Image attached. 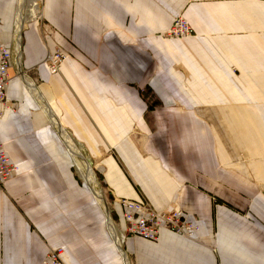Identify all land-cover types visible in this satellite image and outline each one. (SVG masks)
I'll return each mask as SVG.
<instances>
[{
    "label": "crops",
    "instance_id": "crops-1",
    "mask_svg": "<svg viewBox=\"0 0 264 264\" xmlns=\"http://www.w3.org/2000/svg\"><path fill=\"white\" fill-rule=\"evenodd\" d=\"M17 3L0 0L4 46ZM39 12L52 35L23 22L33 85L13 68L0 116L17 168L0 186V264H40L56 247L63 264H125L52 117L113 218L125 198L195 220L193 239L126 237L128 264H264V0H41ZM178 15L193 36L160 37ZM54 48L67 58L50 75L41 62Z\"/></svg>",
    "mask_w": 264,
    "mask_h": 264
},
{
    "label": "built area",
    "instance_id": "built-area-1",
    "mask_svg": "<svg viewBox=\"0 0 264 264\" xmlns=\"http://www.w3.org/2000/svg\"><path fill=\"white\" fill-rule=\"evenodd\" d=\"M42 22V16H37L35 21ZM41 28V27H40ZM39 28V29H40ZM53 30L43 25L42 33L47 36L52 35ZM164 39H185L193 36L192 29L188 22L180 15L171 20L170 26L158 34ZM14 43L9 46L0 43V116L3 109L10 103L5 95V88L9 80L10 71L15 68L14 64ZM67 58V54L59 48H54L45 54L42 64L50 75L59 71L62 62ZM37 65L31 68L35 72ZM28 70H22V77H27ZM17 76H21L16 71ZM17 172L15 165L11 164L6 156L3 146L0 144V186L11 180ZM117 205L121 209V222L112 218L113 224L118 232L120 244L126 237L141 238L155 242L158 240L159 232L166 230L184 238H195L198 226L194 219H190L182 210L176 209L174 205L163 208L159 211L153 210L143 199L134 201L125 198L117 199ZM114 214V208L109 210ZM62 249L59 247L48 248L40 264H63L61 259Z\"/></svg>",
    "mask_w": 264,
    "mask_h": 264
},
{
    "label": "bare ground",
    "instance_id": "bare-ground-1",
    "mask_svg": "<svg viewBox=\"0 0 264 264\" xmlns=\"http://www.w3.org/2000/svg\"><path fill=\"white\" fill-rule=\"evenodd\" d=\"M40 2L41 0H18L17 3V12H16V28L13 33V39L15 38V32L19 30V28L23 29V22L26 21L28 18L31 17H37L41 16L40 11ZM12 39V41H13ZM15 46V45H14ZM18 48V44H16V49ZM15 52V49H14ZM21 77V76H20ZM23 78L26 82H28L24 77ZM31 86L33 83L30 81L28 82ZM52 117V116H51ZM53 124L55 125V129L57 132V135L62 140L63 144L67 148L69 154L72 157L73 163L77 171L79 172L82 180H84V183L88 186V188L91 190L93 196L95 197V200L99 203V206L103 209L105 212L106 218H107V225L109 228V231L114 238L115 242L116 240L119 241L118 232L115 228V225L113 224L110 211L108 208V205L105 201V198L103 197L104 194H102L101 190L99 189V184L95 178V175L90 167L89 160L86 159L83 152L75 145V143L72 141V139L69 137L68 133L60 126V124L52 117ZM107 206V207H106ZM125 264H128V260L126 258Z\"/></svg>",
    "mask_w": 264,
    "mask_h": 264
},
{
    "label": "water",
    "instance_id": "water-1",
    "mask_svg": "<svg viewBox=\"0 0 264 264\" xmlns=\"http://www.w3.org/2000/svg\"><path fill=\"white\" fill-rule=\"evenodd\" d=\"M21 29L19 28V30L17 31V32H15V38L13 39V43H14V47H15V56H14V64H15V67H16V71L21 75V73H22V68H21V63H20V57H21V48H20V45H21V43H20V36H21ZM16 44H18V48L16 49ZM21 77H22V75H21ZM90 167H91V163H90ZM107 207V206H106ZM103 213H104V216H105V220L107 221V218H106V215H105V212L103 211ZM112 237V236H111ZM113 238V237H112ZM115 244H116V248H117V250L119 251V253H120V255H121V257H122V259L123 260H125L126 261V254H125V252H124V250H123V248L121 247V244H120V242H118L117 240H116V242H115Z\"/></svg>",
    "mask_w": 264,
    "mask_h": 264
},
{
    "label": "rangeland",
    "instance_id": "rangeland-1",
    "mask_svg": "<svg viewBox=\"0 0 264 264\" xmlns=\"http://www.w3.org/2000/svg\"><path fill=\"white\" fill-rule=\"evenodd\" d=\"M37 24H38L39 28L41 27V28L39 29V32L42 33V27H43V25H44V22H41V21L39 20V21L37 22ZM37 28H38V27H37ZM232 71H234V69H232ZM145 93H146V94H145L146 96L151 95V94H150V93H151L150 91H146V90H145ZM147 94H148V95H147ZM147 103L150 104L151 107H153V106L156 105V102L154 101L152 95H151L150 101H147ZM74 167H75V166H74ZM91 169H92V166H91ZM73 171H74L76 177L78 178V180H79L80 182L83 183L84 180L82 181V180H81L82 178L80 179L81 176L79 177L80 174H79V172L77 171V169H76V168H73ZM93 173H94V172H93ZM78 174H79V175H78ZM95 178H96V177H95ZM96 180H97V182H98V184H99V181H98L97 178H96ZM83 184H84V183H83ZM99 189L101 190L102 194H104L103 197L105 198V193H103V191H102L100 185H99ZM105 201L107 202L106 198H105ZM108 204H109V203H107V205H108ZM173 205H174V207H175L176 209H179V208H177V207L175 206V204H173ZM108 208H109V210L112 209L109 205H108ZM119 208H120V207H119ZM180 210H181V209H180ZM184 213H185V212H184ZM185 214H186V213H185ZM110 215H111V218H113V213L110 212ZM117 215H118V218H117V217H114V219H115V220L117 219L118 221H119V220L121 221V209H117ZM187 215H188V214H187Z\"/></svg>",
    "mask_w": 264,
    "mask_h": 264
}]
</instances>
